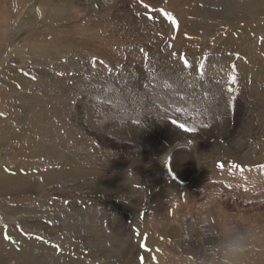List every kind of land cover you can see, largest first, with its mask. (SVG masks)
I'll return each mask as SVG.
<instances>
[{"label": "rangeland", "instance_id": "374dc122", "mask_svg": "<svg viewBox=\"0 0 264 264\" xmlns=\"http://www.w3.org/2000/svg\"><path fill=\"white\" fill-rule=\"evenodd\" d=\"M14 7L0 0V178L26 165L37 184L0 195L6 264L34 237L37 263L264 264V0H111L19 38Z\"/></svg>", "mask_w": 264, "mask_h": 264}, {"label": "bare ground", "instance_id": "6f19581e", "mask_svg": "<svg viewBox=\"0 0 264 264\" xmlns=\"http://www.w3.org/2000/svg\"><path fill=\"white\" fill-rule=\"evenodd\" d=\"M139 3V2H138ZM111 4V0H16V7L14 8H10L8 9L9 11L7 13H5V20H9L11 18V16H14V21H15V24L13 25V28H14V31H15V34L14 36L16 38H19V36L24 33L25 31L28 30V28H32V27H35L36 25H49L51 24V22L55 21L56 19H67V18H72L75 17L77 18L78 22L75 24L76 26H79L82 24V16L84 15V10H90L93 8H97V7H108L109 5ZM139 5V4H138ZM141 6V4H140ZM143 7V6H142ZM59 8L62 9V12L61 10H59L61 13H55L54 11L55 10H58ZM139 8V7H138ZM110 10V9H109ZM58 11V12H59ZM143 13V12H142ZM59 14V15H58ZM62 14V15H61ZM57 16V17H56ZM37 17V18H36ZM41 17V18H40ZM84 17V16H83ZM138 21V19H136V22ZM146 20H143L141 21L139 19V22H138V26L139 24L141 25H149L150 26V23L148 22H145ZM134 24V22H133ZM141 27V26H140ZM139 27V28H140ZM152 27V25H151ZM137 30L138 27H135L134 30ZM150 29V28H149ZM151 30V29H150ZM140 31V29H139ZM141 32V31H140ZM174 34L176 36H179V33L178 31H174ZM176 39V38H174ZM173 39V40H174ZM156 45V44H155ZM160 53V50L159 49H155L153 51V57H152V60L156 59L158 57ZM161 56V53L160 55ZM144 59V58H142ZM145 62V61H144ZM149 63V61H148ZM46 73V72H45ZM158 75H159V72H158ZM17 77V76H16ZM154 77V76H153ZM13 79H15L13 77ZM152 79V78H151ZM16 80V79H15ZM24 81V80H22ZM155 82H160V79L157 77V79L155 80ZM25 83V81H24ZM161 83V82H160ZM159 83V84H160ZM26 84V83H25ZM156 85V84H155ZM155 87V86H154ZM161 87V86H160ZM162 88V87H161ZM168 88V87H167ZM155 89V88H154ZM160 89V88H159ZM156 90V89H155ZM161 90V89H160ZM159 90V92H161ZM174 90V89H173ZM151 91V90H150ZM172 91V90H171ZM155 93V92H154ZM165 93V92H164ZM163 93V94H164ZM156 94V93H155ZM158 94V92H157ZM160 95V94H159ZM157 96V95H156ZM171 96V95H170ZM181 106V105H180ZM201 106V105H200ZM186 112V111H185ZM206 116V115H205ZM47 127V126H46ZM42 129H45V128H42ZM48 129V128H47ZM140 130V128H139ZM23 132V130H22ZM21 132V133H22ZM48 132H49V129H48ZM47 132V134H48ZM52 132V131H51ZM39 133L40 134H45V130L44 132H40L39 130ZM126 133L129 135V134H133L135 138H139L141 137L142 135L140 134V132L136 129H127ZM42 134V135H43ZM55 134V132H54ZM54 134H50V135H45L44 137H47V138H52L54 137L55 135ZM18 135V134H17ZM59 135V134H58ZM20 136V135H19ZM58 137V136H57ZM20 138V137H19ZM18 139V137H17ZM56 139V138H55ZM58 140V139H57ZM6 141V140H5ZM3 141V142H5ZM44 142V141H43ZM42 142V143H43ZM2 143V142H1ZM43 147H45V144L42 145ZM64 155V154H63ZM70 158V157H69ZM61 159L63 160V163L65 161V159L63 157H61ZM69 162V161H68ZM114 162V161H113ZM67 163V162H66ZM114 164V163H113ZM4 167V166H3ZM23 167V172H20V173H17L16 175H6V176H2L3 178H0V195H2L3 197L5 195H9L10 193L12 192H9V190L7 188H9L8 186H12L14 187V192H16V194H21V193H24L25 191H30L32 189H35V184L37 183H32L30 180H29V174H27V172H31L29 171V168L22 166ZM60 170H56L57 172L55 173V177L56 178H59L61 181H65L67 179H71V178H76L77 177V171H72V170H65V169H62L63 168V164L60 165ZM241 170V169H240ZM115 172V171H114ZM15 173V172H14ZM120 173V172H118ZM117 173V174H118ZM13 174V173H12ZM27 174V175H26ZM86 174V173H85ZM85 174L83 176H85ZM143 174V173H142ZM2 175V174H0ZM88 175V174H87ZM143 180L145 175L141 176L140 174H138ZM115 176H117L115 174ZM136 180V179H135ZM69 181V180H68ZM112 182V181H111ZM115 183V182H114ZM139 184V188L138 190H141L144 188L145 190V185L141 183H144L143 182H137ZM44 184V183H43ZM110 185H113V186H110ZM38 187L39 186H42L41 183H39L37 185ZM97 186H100V187H103L104 188V191H107V192H111L113 189H110V188H114L115 187V184H112L110 183L109 181H107L105 184L103 183H97ZM43 187V186H42ZM85 187V186H84ZM117 192L118 193H121L122 191L126 190L127 188L125 186H117ZM143 190V191H144ZM167 191V190H166ZM126 192V191H125ZM136 192H140V191H136ZM27 193V192H26ZM29 193V192H28ZM140 193H136V197L137 199L140 198L141 200V197L139 195ZM130 198V197H129ZM135 200V199H134ZM141 201H139L140 203ZM185 203V202H184ZM183 203V204H184ZM181 205L182 207L185 205ZM187 204V203H186ZM7 205V204H6ZM70 207V206H69ZM181 207V208H182ZM174 209V208H173ZM5 211V210H4ZM187 214V212H186ZM172 215V214H171ZM188 217V216H187ZM14 226V225H13ZM105 226V225H104ZM157 228V227H156ZM153 229V228H152ZM13 230V229H12ZM149 230V229H147ZM150 232V231H149ZM155 232V231H154ZM148 233V232H147ZM0 234L3 236V239L0 241L1 242V245H0V248L1 249H4L5 248V245L6 243L7 244H10L11 246H15V245H18V241H19V235L17 234L16 231H10V230H7L4 228L2 231H0ZM27 234V233H26ZM146 234V233H145ZM152 234V233H151ZM202 234V233H201ZM147 235V234H146ZM145 235V236H146ZM204 235V234H203ZM160 237V236H159ZM119 238V237H118ZM150 238V237H149ZM130 239H128L126 242H128ZM38 238L37 237H34L32 241H28L29 244L27 245L29 248H31L30 250L28 248H24L23 250L21 249V251H19V254H17V259L14 260V264H72L71 261H62V262H58L56 256H53L50 254V256L46 257H42L40 259H38V263L35 262L33 259H32V255H31V251L32 250H35V249H32L33 248V245H35L37 243ZM119 241V240H118ZM148 241H152L150 239H148ZM35 242V243H34ZM160 242V241H159ZM122 243V242H121ZM134 243V242H133ZM41 245V244H40ZM39 245V246H40ZM113 245V244H112ZM118 245V243L116 244V246ZM122 245V244H121ZM155 245V244H154ZM20 246V245H19ZM120 246V245H119ZM42 247V246H41ZM118 247V246H117ZM136 247V246H135ZM11 248V247H10ZM47 248V247H46ZM126 248V249H125ZM48 249V248H47ZM120 249V254L122 252V254L124 256H126V259L129 257L131 258V252L132 251H135L137 249L134 248V245L130 244V246H127V243L125 246H120L119 247ZM149 250V249H148ZM50 252V251H49ZM33 254V252H32ZM46 254V253H45ZM154 255V254H153ZM207 255V254H206ZM155 257H157L159 259L158 256L154 255ZM15 257V256H14ZM21 259H25L23 261L25 262H21ZM161 259V258H160ZM6 261H9L10 260L7 258H5L3 255L0 256V264H6L7 262ZM29 262V263H28ZM163 262L166 263V261L163 260ZM163 262H160V263H163Z\"/></svg>", "mask_w": 264, "mask_h": 264}, {"label": "snow or ice", "instance_id": "6c2138e0", "mask_svg": "<svg viewBox=\"0 0 264 264\" xmlns=\"http://www.w3.org/2000/svg\"><path fill=\"white\" fill-rule=\"evenodd\" d=\"M147 7V6H146ZM166 15H169V18H171L170 14L166 13ZM188 62L185 61V64H187ZM201 71L203 72V65H201ZM181 127H184V125H181ZM189 131H192V129H188Z\"/></svg>", "mask_w": 264, "mask_h": 264}]
</instances>
